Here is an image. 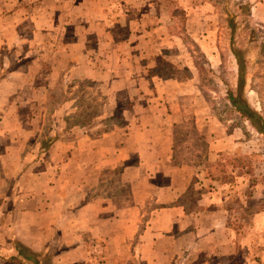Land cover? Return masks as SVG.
<instances>
[{"label":"crops","instance_id":"0c3cea01","mask_svg":"<svg viewBox=\"0 0 264 264\" xmlns=\"http://www.w3.org/2000/svg\"><path fill=\"white\" fill-rule=\"evenodd\" d=\"M246 2L251 4L249 20L254 25V6ZM81 27L67 30L69 42L63 40L55 49L50 43L42 44V87L36 86L40 79L36 72L28 70L40 64L39 54L27 64L28 69L0 79L3 96L23 101L27 93L34 99L29 102L32 106L45 105L56 68L69 73L63 77L78 75L79 80L88 78L108 86L112 64L101 67L86 51ZM41 29L43 39L51 36L52 28ZM177 36L188 45L185 32ZM160 82L169 87L175 83ZM169 89L157 93L160 100L155 105L137 91V106L121 112L123 126L102 133L96 123L72 125V140L63 135L71 130L65 119L69 113L60 110L57 126L49 130L53 138L47 155L25 154L26 139L21 133L25 112L16 108L1 118L2 122L17 121L18 129L11 141L14 150L8 146L10 153L0 155V264H20L7 261L21 258L15 243L35 253L38 264H130L134 259L140 264H177L187 249L178 247L179 241L207 247L213 243L218 255L225 249L239 259L242 247H253L259 251L253 264H264V183H258L259 174L250 168L241 175L236 165L223 168L214 160H207V169L201 167L202 159L211 153L240 155L244 144L240 128L212 121L209 114L200 118L194 111L197 117H191V127L197 141L190 148L188 141L183 146L179 138L188 126L190 110L169 106ZM11 152L13 156L7 157ZM8 161L23 165L6 172L3 164ZM149 204L153 207L147 214Z\"/></svg>","mask_w":264,"mask_h":264},{"label":"rangeland","instance_id":"374dc122","mask_svg":"<svg viewBox=\"0 0 264 264\" xmlns=\"http://www.w3.org/2000/svg\"><path fill=\"white\" fill-rule=\"evenodd\" d=\"M218 1L223 13L235 16L238 12L236 2L247 0ZM250 1L254 6V25L251 26L264 37V0ZM222 15L220 21L217 9L208 5L205 0H0V79L14 71L29 68L40 78L39 81L37 79L36 86L42 87V44L50 43L51 48L55 49L63 40L69 42L71 35L67 34V30L72 31L80 25L83 39H87L86 51L93 54V58L102 64L101 67L105 63H111L113 69V79L108 86L88 78L79 80L78 75L75 78L74 75L63 77L69 73L53 69L55 81L51 82L52 88L45 105L32 106L29 102L34 99L27 93L21 101L22 98L12 96L5 98L4 93L0 92V155L4 151L10 153L8 146H11L18 129L17 121L10 119L2 122L1 118L15 112L16 108L25 112V127L21 130L26 139L25 154L47 155L48 143L53 138L49 135V130L57 124L56 114L60 110L64 114L69 113L65 119L67 128L71 130L62 133L68 140H72V125L88 126L96 123L102 126V133L115 126H123L121 112L124 110L126 114L137 106V91L141 90L143 96L154 100L155 105L160 100L156 99L157 93L170 88L166 93L169 106L177 105L190 110L186 115L188 126L179 138V141H183V146L188 141L190 148L191 142L197 141L196 131L191 127V117H197L193 115L194 111L200 118L209 114L213 117L212 121L214 119L227 127H239L242 132L241 141L244 144L239 151L240 155L234 156L229 151L217 155L211 153L202 159L204 163L201 167L207 169V160H214L218 166L223 165V168L225 165H236L239 168L237 173L241 175L252 168L260 176L258 183H264V143L261 135L232 111L230 115L227 113V105L230 107L225 100L227 86L235 85L237 69L228 51V21ZM236 22L244 23L241 19ZM48 27L53 29L51 36L46 35V39H43L45 31L41 28ZM65 31L66 33H60ZM183 32L187 35L183 37L188 45L183 44L177 36ZM236 38V47L242 42V48L248 49L243 97L252 109L264 117V64H254L258 49L249 42L245 31L241 34L238 32ZM191 42H195V45ZM38 55L40 64L28 67L27 64ZM192 62H196V65L193 66ZM255 74L257 76L253 79ZM219 75L223 76L226 84L219 79ZM161 79L175 83L171 87L169 84L163 86L160 84ZM177 84H180L179 87ZM179 91L184 95H179ZM127 92L130 93L129 96ZM74 106L77 111L72 110ZM11 150H14L12 146ZM203 151L205 149L201 150L204 155ZM10 156H13L12 152L7 155ZM38 164L35 166H40ZM3 165L6 172H14L23 163L10 164L8 161ZM255 203L251 205H259ZM152 207V204L147 205V214ZM240 224L242 228L243 223ZM243 239L244 235L241 240ZM214 245L216 244L211 243L207 247L195 241H179L178 247L183 246L185 249L187 246V249L177 264H253V259L259 253L256 248L242 247L241 258H233L225 249H222L224 254L218 255ZM135 248L136 242L133 250ZM140 263L141 261L134 259L130 264Z\"/></svg>","mask_w":264,"mask_h":264},{"label":"trees","instance_id":"16d2710c","mask_svg":"<svg viewBox=\"0 0 264 264\" xmlns=\"http://www.w3.org/2000/svg\"><path fill=\"white\" fill-rule=\"evenodd\" d=\"M209 4H211L213 7H215L219 13V20L222 21V17L224 14L226 17V21H228V26L226 28L229 29L228 33V51L233 57L236 69H237V76L235 80L234 86H227V92L225 100L228 102L230 107L227 105L229 111L227 113L230 115L231 111L232 113L236 114V116L243 122H247L248 125L259 135L262 137V141L264 143V117L252 109L248 102L243 97V89H244V73L246 71L247 66V58L246 55L248 53L247 48H242L243 44L242 42L239 43V46H235V43L238 44L236 35L239 32L241 34L245 31L250 39V43L254 45V48L258 49L257 51V58L256 64L257 66L260 64H264V37L261 36L257 29L251 26L250 20H249V11L251 4L249 2L240 1L236 2L235 7L238 8L237 14L232 15L229 13H223V9L220 8V2L218 0H207ZM243 17V18H242ZM237 19H241V21H244V23L236 22ZM242 27V28H240ZM219 29H221V26H219ZM193 45H195L193 42H191ZM239 47V48H238ZM257 75H253V79ZM222 81L226 84V81L224 80L223 76H220ZM15 248L18 250L19 255L21 258L19 260L14 259H8L7 261L20 264H27L25 260H31L34 262V264H38V261L35 260V257L37 255L35 253H30L26 248L21 246L18 243H15Z\"/></svg>","mask_w":264,"mask_h":264}]
</instances>
